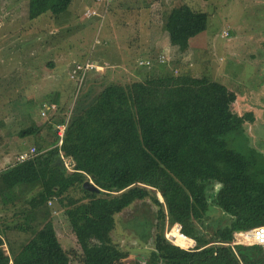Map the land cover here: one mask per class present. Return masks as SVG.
<instances>
[{
	"label": "trees",
	"instance_id": "1",
	"mask_svg": "<svg viewBox=\"0 0 264 264\" xmlns=\"http://www.w3.org/2000/svg\"><path fill=\"white\" fill-rule=\"evenodd\" d=\"M71 1L29 0L28 18L59 15ZM162 27L170 48L183 53L206 29L207 14L179 3ZM235 100L236 93L216 80L170 72L77 98L70 115L49 125L64 124L60 145L56 133L47 148L36 144L35 155L0 171L2 207L23 204L12 213L21 223L0 225V264H115L128 256L111 236L116 215L147 198L158 207L152 264H264L260 246L230 244L234 231L264 225V158L242 141L231 147L226 140L232 134L243 139L245 122L254 120L250 111H233ZM36 130L32 124L18 136ZM60 152L71 157L73 171L64 168ZM85 181L99 191L85 189ZM77 190L79 197L70 194ZM54 200L78 244L96 235L97 243L80 248L78 258L59 241L47 203ZM213 205L228 217L226 224L211 226ZM175 224L194 241L191 248L165 237ZM13 229L29 234L18 249L8 239Z\"/></svg>",
	"mask_w": 264,
	"mask_h": 264
},
{
	"label": "rangeland",
	"instance_id": "2",
	"mask_svg": "<svg viewBox=\"0 0 264 264\" xmlns=\"http://www.w3.org/2000/svg\"><path fill=\"white\" fill-rule=\"evenodd\" d=\"M28 2L0 0V148L8 143L11 163L18 153L36 148V144L47 148L57 133L50 123L70 115L77 98L95 94L109 84H125L164 72L207 77L234 91L233 111L240 115L250 111L254 120L245 122L243 139L232 134L226 140L231 147L242 141L264 158V0H113L104 18L84 17L85 9L96 5L95 0H72L59 15L44 12L33 19L28 18ZM179 3L207 14L206 29L190 39V49L183 53L170 48L162 27L166 13ZM153 31L160 33L154 45ZM159 54L164 63L157 61ZM86 60L100 68L76 82L71 77L73 67ZM50 106L53 108L46 110ZM32 124L38 127L35 133L18 136ZM4 154L0 150V166ZM217 188L209 191V197ZM70 194L79 197L81 192ZM157 197L161 200L160 195ZM22 205L20 200L3 208L0 198V225L21 223L22 216L12 213L13 209L20 213ZM48 206L55 213L53 222L60 243L65 249L75 248L76 258L80 248L97 243L94 235L78 244L63 208L55 200ZM157 209L147 198L116 215L111 236L128 256L115 264H152ZM208 216L212 227L228 222L214 205ZM174 226L166 228L169 240ZM212 227L204 228L207 234ZM28 238L29 234L14 229L8 232L15 249ZM189 242L180 247L191 248L194 241ZM70 264H77V260Z\"/></svg>",
	"mask_w": 264,
	"mask_h": 264
},
{
	"label": "built area",
	"instance_id": "3",
	"mask_svg": "<svg viewBox=\"0 0 264 264\" xmlns=\"http://www.w3.org/2000/svg\"><path fill=\"white\" fill-rule=\"evenodd\" d=\"M113 0H95L96 5L92 8H86L84 11V17L90 18V17H97V18H104L105 15L108 12L109 4H111ZM227 34V32H224V35ZM163 55L159 54V59L162 58ZM165 59H160L159 62H164ZM140 62L143 63L144 60L140 59ZM150 63V60L147 61V63ZM100 67L96 64H94L90 60H86L84 63H80L73 67L71 77L74 78L76 82H81L83 80V76L85 73L91 71V70H98ZM77 84V83H76ZM53 107H47L46 110L52 109ZM56 132L58 134L59 140L58 144H61V138L63 136L64 132V124H58L55 125ZM37 153L35 147H30L24 151H21L18 153V155L15 157L14 162H22L33 155ZM60 159L63 163L64 168L71 172L74 170V162L71 159V157L64 156L62 152H60ZM48 204H51V201L47 202ZM177 229H180V225H177ZM233 245H258L262 248V253L264 255V225L255 226L253 228L242 230V231H234L233 232V240L230 243Z\"/></svg>",
	"mask_w": 264,
	"mask_h": 264
},
{
	"label": "crops",
	"instance_id": "4",
	"mask_svg": "<svg viewBox=\"0 0 264 264\" xmlns=\"http://www.w3.org/2000/svg\"><path fill=\"white\" fill-rule=\"evenodd\" d=\"M29 1V0H28ZM6 4V3H5ZM5 6V5H4ZM7 6V5H6ZM0 8H3V3H0ZM3 19V18H2ZM152 35H153V43H152V45H154V44H158L157 43V39L159 38V35H160V33H157V31H153V33H152ZM167 33H166V31H164V33H163V37L164 38H166L167 39ZM5 140V139H4ZM5 145V147L3 148V149H1L0 148V150H2L3 152H5V154H4V156H3V165L2 166H0V171L2 170V169H4L7 165H9V164H11V157L9 156V154H8V152H9V150L7 149V144L8 143H6V141H5V143H4ZM10 144V143H9ZM3 146V145H2ZM1 162V161H0Z\"/></svg>",
	"mask_w": 264,
	"mask_h": 264
},
{
	"label": "bare ground",
	"instance_id": "5",
	"mask_svg": "<svg viewBox=\"0 0 264 264\" xmlns=\"http://www.w3.org/2000/svg\"><path fill=\"white\" fill-rule=\"evenodd\" d=\"M175 227V226H174ZM169 238L177 245L184 247L186 244L190 243V238L184 236L183 234L178 231L177 227H175L169 233Z\"/></svg>",
	"mask_w": 264,
	"mask_h": 264
},
{
	"label": "water",
	"instance_id": "6",
	"mask_svg": "<svg viewBox=\"0 0 264 264\" xmlns=\"http://www.w3.org/2000/svg\"><path fill=\"white\" fill-rule=\"evenodd\" d=\"M83 187L87 190H90V191H99V188H97L94 184H92L91 182L89 181H85L83 183Z\"/></svg>",
	"mask_w": 264,
	"mask_h": 264
}]
</instances>
